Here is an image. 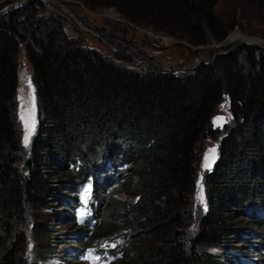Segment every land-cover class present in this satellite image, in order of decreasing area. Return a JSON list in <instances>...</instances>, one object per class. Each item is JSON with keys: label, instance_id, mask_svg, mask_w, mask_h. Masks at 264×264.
Segmentation results:
<instances>
[{"label": "trees", "instance_id": "16d2710c", "mask_svg": "<svg viewBox=\"0 0 264 264\" xmlns=\"http://www.w3.org/2000/svg\"><path fill=\"white\" fill-rule=\"evenodd\" d=\"M81 1L193 44L222 39L233 24L215 15V0ZM42 5L0 13V264H43L27 257L21 222L46 199L56 161L67 172L66 201L91 185L80 225L93 264H198L200 245L230 241L234 217L260 227L254 264H264V49L224 44L188 70L131 71L59 39L57 25L42 33ZM20 44L39 113L25 155L13 118ZM223 97L232 123L204 174L207 210L184 238L178 208L194 184L195 144L215 132L209 118ZM121 189L134 198L115 195Z\"/></svg>", "mask_w": 264, "mask_h": 264}, {"label": "rangeland", "instance_id": "374dc122", "mask_svg": "<svg viewBox=\"0 0 264 264\" xmlns=\"http://www.w3.org/2000/svg\"><path fill=\"white\" fill-rule=\"evenodd\" d=\"M41 1L43 5L38 7L37 12L42 33L50 26L57 25L59 39L71 40L74 45L89 52L99 53L117 66L131 71L142 72L153 67L175 71L188 70L198 61L209 59L215 51L221 50L224 44L231 46L238 44L236 42L239 39L255 41L258 47L264 49V0H215L213 6L215 15L225 23L233 24L222 39L207 35L206 40L198 44L163 30H156L152 24L133 22L120 14L114 6L89 8L81 0ZM26 2L27 0H0V13L17 5L23 6ZM38 115L31 65L26 58L23 45L20 44L16 52L13 118L24 155L32 137V135L29 137L28 146L25 147V121L29 127L34 124L35 128ZM231 123L228 101L223 97L209 118V126L215 132L206 131L195 144L194 184L178 208L183 218L181 228L184 238H189L193 234L198 216L205 211L204 205L197 200L202 185L206 202L204 174L208 168L204 167L205 156L211 155L209 150L215 148L214 157H217L222 127ZM62 163L56 161L53 164L51 173L54 182L42 205L26 208L21 222L25 232V253L29 259H37L43 264H87L88 256L76 255L75 248L83 246L85 242L82 234L83 231L87 234L88 230L80 225L79 216V210L84 207L81 191L88 183L78 188L74 200H69L71 204L68 205L65 200L68 195L62 189L67 174L64 166H61ZM115 195L129 200L134 198L133 193L122 189L117 190ZM91 201L92 195L89 202ZM72 204L75 205V209L72 208ZM242 218L234 217L231 220V239L223 248L200 245L205 254L198 264H250L245 262L244 256L247 254L250 257L253 254V257H257L256 253L250 252L252 244L258 241L260 227L248 224ZM38 227H42L45 232ZM235 229H241L240 233ZM68 240H78L79 243L72 246ZM213 256H217L218 259Z\"/></svg>", "mask_w": 264, "mask_h": 264}, {"label": "snow or ice", "instance_id": "6c2138e0", "mask_svg": "<svg viewBox=\"0 0 264 264\" xmlns=\"http://www.w3.org/2000/svg\"><path fill=\"white\" fill-rule=\"evenodd\" d=\"M29 87L31 88V80H29ZM33 100H34V98H33ZM21 118L24 119L23 116ZM25 127H26V134H25V137H24V143H25V147H27L28 146V142H29V137L32 135V132L34 130V124H33V126L29 127L28 124H27V121H25ZM215 151H216L215 148L210 149L209 153L211 155H206L205 156V164H204L205 168H208V169L211 168V165L214 162V158H215L214 157ZM90 199H91V185H87L81 191V201H82V203L84 205V207H82L79 210V216H80L81 222H83V219H84L85 215H87V205H88V202H89ZM197 200H198V202L200 204L204 205V210L206 211L207 210V205H206V202H205V199H204L203 186L202 185L200 186V190H199V192L197 194ZM112 246L115 247V245H112ZM99 259H100V257L98 256L97 260H99Z\"/></svg>", "mask_w": 264, "mask_h": 264}, {"label": "water", "instance_id": "95a60500", "mask_svg": "<svg viewBox=\"0 0 264 264\" xmlns=\"http://www.w3.org/2000/svg\"><path fill=\"white\" fill-rule=\"evenodd\" d=\"M236 43H241V44H253V45H257V46H259L258 45V43L257 42H255V41H245V40H238ZM218 51H222V50H217V51H215L212 55H214L216 52H218Z\"/></svg>", "mask_w": 264, "mask_h": 264}, {"label": "bare ground", "instance_id": "6f19581e", "mask_svg": "<svg viewBox=\"0 0 264 264\" xmlns=\"http://www.w3.org/2000/svg\"><path fill=\"white\" fill-rule=\"evenodd\" d=\"M227 40H228V35L226 36Z\"/></svg>", "mask_w": 264, "mask_h": 264}]
</instances>
